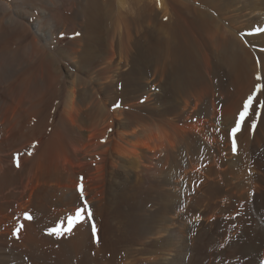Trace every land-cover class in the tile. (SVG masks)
Here are the masks:
<instances>
[{"label": "rangeland", "instance_id": "rangeland-1", "mask_svg": "<svg viewBox=\"0 0 264 264\" xmlns=\"http://www.w3.org/2000/svg\"><path fill=\"white\" fill-rule=\"evenodd\" d=\"M125 1L127 8L129 7V11L124 9L125 11L122 17H120V21L118 20L117 14L119 13L118 7L115 8V12L117 13H114L112 15L113 17L111 14L110 16L108 15L109 11L106 12V10L109 9L106 7L105 15H102L103 18H100L99 24H94L93 27L90 25L87 26L86 24H88V21L83 19L77 20V23L70 27L71 29L68 26H63L60 29H55L54 27L50 28L47 23H42V28L45 29L46 32H49L50 35V40L46 41L47 43L45 42L47 44L45 49L46 52H44L46 55L44 54V57L43 55L36 56L33 61L20 68L21 70L14 71L9 75L6 74L4 70H0V181L2 178L4 179V177H6L5 175H7L9 171L15 176L14 180L0 189V207H2L0 208V233H4L3 235L11 240H8L10 244L7 241L8 244L6 243L4 245L7 249L4 252L22 256L23 258L29 259V261L31 260L30 262L34 264H45L46 260L48 264H58L59 253L50 245L45 246L42 251L43 253L39 255H27L25 254V249H19L20 246L18 243L25 241L27 227L33 222H37V229L42 232L44 238H46V243L52 242L51 240H59V237L62 236L59 234L60 230L62 232L64 228L67 229L68 227L71 229L72 226H75L69 224L68 218L73 216L76 210L81 207L90 208L92 213L90 218L80 223L85 224L84 226L87 233L91 235L89 242L93 241V255L96 254L97 248L101 245L100 233L103 218L99 212V207H108L111 212L120 208L125 211L127 210V212L136 210L137 213L139 212L142 213L143 216L145 215L144 217H146V219L149 218V224L155 231L153 233L152 231L148 232L149 236H147L146 233L144 235V239L146 240H148L147 238L150 240V237L154 239L161 231L163 233L166 223H168L171 218L175 217L176 213H180L181 210L177 211L176 208H180L183 213L187 212L183 219L184 221H182L184 223L187 222V227H192L189 229L190 236L193 234L197 236L201 234V232L198 231L209 229V227L211 230H216V232H214L222 236L219 244H217L218 246L215 245L212 247L213 249L210 248V245L206 246L208 248V250H206L207 252L212 253L213 250H217L218 252L224 251L228 246L232 245L233 240H237L238 246L242 248V250L240 249L241 252L238 251L236 254L238 255L236 256L237 258H226L223 264H227V262L228 264H235V261L237 262L236 264H246V262L250 264V251H246V247L250 245V238L247 231L244 230L243 222L245 218L244 215H246V212L250 209L248 205L254 202L256 189L251 184V179L249 178L252 173V164L250 160L245 159L247 162L244 161L243 164L239 162V158L237 161V157L239 156L238 152L241 143L245 145L248 138H250V142H254V135L260 121L259 117H261V112L264 109V107H262V105H264V98H260L256 101V106L254 107L256 111L254 108L253 110L250 108L252 111L249 109V114L242 122L241 130L236 134L240 137L236 139V151L234 152L231 129L240 121L241 111L230 110L229 103H240L242 98L236 95V98L232 97L233 100L229 99L227 101H223L219 97H207L205 101H197L195 96L190 94L189 90L175 89L176 82L170 79L171 75H169L171 72V58L168 57L169 55L165 51H162L163 53L161 52L159 55L149 51V54L152 53L151 55L153 56L149 55L150 57L146 61H141L139 48L132 51L134 36L138 38L139 35L137 34L136 36L135 33L136 28H138V22L134 21L135 10L133 9V6L137 5L138 0ZM183 1H187V3L190 2L189 4H193L192 6L195 8L198 7L209 13L213 12L211 14H213V16L215 15V18H218H216L218 26L232 29L234 32L237 31L240 36L241 34L243 36L245 34H252V32H264V22L262 21L264 19V0H261L260 8L256 10V12L254 9L250 8L252 4L250 1L254 0ZM165 3L167 5V0H165V2L164 0H160V2L159 0H152L149 1L147 5L149 7L147 8L148 13L156 9L159 12L157 21L155 20L151 26L153 31L162 29L163 24L171 17L169 9L168 15H165L164 9L162 10ZM142 4L143 0L141 3H138V5ZM160 7L161 9H159ZM261 8L263 10H261ZM127 15L128 18L126 17ZM124 17L125 19H123ZM116 22H119L117 25L119 28L117 27L118 30L116 29L117 31L113 30ZM2 25V29L0 27V61L7 60V62H9L11 59L14 60V57L11 56L12 58L9 59V55L5 52L16 50V48L20 49L30 41L32 35L29 34L30 36L27 35L28 37L26 36L23 40H19L18 32V34L12 33L10 31L11 27L9 26L4 30V21H2ZM94 34L96 35L94 36ZM93 36L97 39L93 40ZM140 37L141 36H139V38ZM77 38L87 41L82 42L80 40V43ZM20 41H22L21 45L19 44ZM78 45L82 47H77ZM88 45L90 46L86 47ZM77 48H79V51ZM127 51L131 53L130 60L132 59L133 61L127 59V54H130L127 53ZM49 54L56 58L54 68L57 72L55 73V77L58 75L59 77H57L55 81L37 79L36 82L34 81L37 84L33 85L34 82H32L30 85V78H33V74L41 66L42 60L40 56L43 57L42 59L44 60ZM167 59H169V61ZM212 63L213 66L223 69L228 75L232 69L229 62H224L223 57L220 55V51L213 54ZM213 75L214 73H210L209 78L213 79ZM225 79H223V81L221 79L219 80L221 87L227 86L228 80L225 81ZM73 80L77 82L74 83ZM231 80H229V82ZM72 82L75 85H73ZM25 83H28L30 87L25 88V86H27ZM34 86L38 87V89L40 87V92H34ZM262 86V82L257 83L258 91L262 89ZM69 96L72 97V99H70ZM28 108L32 110H29V114L27 115L28 112L25 110ZM14 110L15 113L13 112ZM208 110L214 112L213 116H209L211 112H208ZM257 111L259 112L257 113ZM10 116L14 117V119L11 118L16 121H11L12 119H9ZM62 120H65L68 124L69 134H66V140L64 138L57 139L58 142L56 141L57 143H55V145L57 144L58 146L53 145V149H49L46 153L41 154L45 143L52 134L63 128L61 125ZM203 120L205 122H203ZM206 120L208 121L206 122ZM9 122L11 124H9ZM253 123H255V127L252 126ZM41 125L44 126V131L39 132L37 126ZM3 127L5 129L8 128L7 131ZM228 128L230 129L229 148L226 145V140L222 142L220 137V135L223 134V137L226 139ZM184 130L185 132L187 131L186 134ZM263 135L264 130L260 134V139L264 137ZM189 137H192L191 139L193 140L189 139ZM251 138L253 140H251ZM194 139H199L198 142L195 140L198 146H196L197 144L195 142H193L194 144L192 143ZM187 141L188 143L186 144ZM163 143L166 146L162 145ZM83 145H85V147ZM74 146H77L78 149L75 147L74 150ZM201 151L204 152L202 153ZM224 152H226V155ZM196 154L199 155V157ZM195 157H197V159ZM227 157H230V160ZM215 158L216 160H214ZM242 159L243 158H241V160ZM173 160H179L180 162L176 161L174 166ZM218 160H222L221 164H225L224 162H226L227 165H219L220 161L218 162ZM227 160L230 162V167L228 166ZM176 163L180 166L177 167ZM239 163L241 164L239 165ZM193 165L199 169H195ZM97 168H101L102 171L100 172L103 174L100 172V174L97 173ZM262 171L264 173V170ZM196 173L199 175L198 177L195 176L197 175ZM98 175L100 176L99 178ZM181 175L183 176L181 177ZM245 175L246 177H243ZM101 176H103V178ZM73 180L76 181L73 183L71 182ZM190 180L194 183H190ZM243 181L248 182L245 183ZM191 184L192 187H190ZM250 184L252 186H250ZM81 186L83 187V195H81L80 191ZM25 188L28 190H25ZM46 188H50V192L54 195L53 201L49 203V209L51 211L49 210L48 214L41 210V212H36V210L33 211L29 209V207L21 209V204L24 205L26 203L24 206H28L27 203H29L28 201L31 199L32 189V191H39ZM177 191L181 193H177ZM233 191L235 192L233 193ZM164 192L167 193L164 194ZM171 192L179 197L181 195V198L177 197V199L180 200H177L176 197H172L174 195H172ZM192 192L199 196L196 197L197 195ZM183 193L186 196H188V194H191L190 196H195L192 198H185ZM169 195L170 198L172 197L171 200ZM168 198L170 202L169 200L167 201ZM193 198H195L194 201L191 200ZM181 199H186L185 201L187 203L183 200L184 204ZM233 199L235 201H233ZM195 200H197V202ZM198 201L200 202L198 203ZM177 203H180V205L174 207ZM194 203L197 205V208L196 205H193ZM183 204L184 206L187 205L185 209ZM165 205L167 208L164 207ZM192 205L193 207H190ZM254 205L256 206V204ZM3 206L6 207L4 208ZM170 206L172 207L168 208ZM239 206L240 208H238ZM256 209L259 210L257 206ZM193 210L195 211L193 212ZM199 210L201 214L198 213ZM262 211L261 213L263 214L264 207ZM167 212L170 215H168ZM188 212L189 215L192 216L191 218H189ZM214 212H218V215ZM183 213L181 212L180 214L182 215ZM192 213H194L196 217ZM210 214L214 216L212 217ZM164 215L165 217L163 218ZM198 215H202V217L200 218ZM27 216H31L32 218L27 219ZM160 216L161 219H163L162 221H160ZM209 216H211L212 219H210ZM152 217L154 218L152 219ZM259 217L262 219L261 215ZM151 220L154 222H151ZM217 222L225 226V228L220 226ZM191 223L194 224L190 225ZM51 224L52 226H48ZM74 224L76 223L74 222ZM93 225L95 226V231H93ZM152 225L155 226L153 227ZM206 225L207 228H205ZM251 225L253 227L254 224ZM201 226L204 228L201 229ZM73 227L72 229L75 228ZM217 227L218 230L214 229ZM255 228L258 230L259 226H254L253 229ZM17 229H19L18 234L16 232ZM69 229L68 231L71 232ZM197 239L201 245L203 242L202 239L200 237ZM239 240L240 242L238 243ZM15 242H18L17 245ZM162 244L163 240L161 238L158 245L160 247L159 251H161L159 252L160 254L139 253L138 255L142 254L140 258L144 256L146 260L148 257L150 259L153 258L152 260H154V258L160 260L162 255ZM242 245H244L245 248L242 247ZM140 246L138 245L135 247L139 248ZM200 247L201 246L195 250L197 256H200L201 251H203ZM240 253L243 254V257ZM81 255L82 254H80V257ZM156 255H158V257H155ZM212 257L210 256L215 262L207 257L206 262L208 264H216L217 260L219 261V259L216 258L217 260H215ZM127 259L126 256L125 261ZM18 260L20 261V259ZM198 260L196 264H202L200 257ZM232 260L234 261L232 262ZM148 263L145 261V264ZM262 263L264 264V258ZM11 264H18V261L14 260Z\"/></svg>", "mask_w": 264, "mask_h": 264}, {"label": "bare ground", "instance_id": "bare-ground-1", "mask_svg": "<svg viewBox=\"0 0 264 264\" xmlns=\"http://www.w3.org/2000/svg\"><path fill=\"white\" fill-rule=\"evenodd\" d=\"M141 1L142 0H138V3H141ZM149 1H152V0H149ZM149 1L148 0H143V4L142 5H138V3H137L136 6H133V9L135 10V12H134V14H135V18L134 19L135 20L134 21L138 22V28H136V32L135 33H136V36H137V34H139V35H138V38H136L134 36V41L132 42V47H133L132 51L137 49V48H139V50H140V54L139 55L141 57V61L144 62L150 56H153V55H151L152 53L149 54V51H152L154 54H158V55L162 51H165L169 55L168 57L171 58V65H170L171 66V69H170L171 72H170L169 75H171L170 79H173L176 82V86H175L176 88L175 89H177V90L178 89H180V90H189L190 94L195 96L197 101H205L207 99V97H219L223 101H227L229 99L233 100L232 97L236 98V95H238V96H240L242 98L241 102L240 103H235V104L229 103V105H230L229 108H230V110L241 111V112L244 111L245 105L248 104V98L251 96V97H253V100H252L251 104L249 105V109L251 108L253 110V108L256 106V101L258 99H260V98H264V32H260V31H259V33H257V32L253 33L252 32V34H247V35L245 34L244 36L241 34V36H240L239 32H237V31L234 32V30H232V29L224 28L223 26H218V21L216 20L217 17L215 18L214 17L215 15L213 16V14H211L213 12L210 11L211 13H209L206 10L199 9L198 7L195 8V7L192 6L193 4L191 5V4H189L190 2L187 3V1L185 2L183 0H167V5L165 3L164 8H162V10L164 9L165 10L164 13H166L165 15H168L167 13H168V9H169L171 17H170L169 20H167V22H165L163 24L162 29H160V30L158 29L156 31L154 30L155 31L154 32L153 29H151V26H152V24L154 23L155 20L157 21L159 12H158L157 9L155 11H153V12H150V13L147 12V8H149L147 6ZM159 2H160V0H159ZM164 2H165V0H164ZM250 2L252 3V4L250 3L251 4L250 8L254 9L255 12H256V10H258L260 8L259 6H260V3L262 1L261 0H254V1H250ZM114 4H116V5H114ZM129 6H130V4H129ZM194 6H197V5H194ZM106 7H108L107 9H109V10H106V12L109 11L108 12L109 16H110V14L112 16L114 13H117V12H115V8L118 7V9H119L118 10L119 13H117L118 14V20L121 19L120 17H122L123 12L125 11L124 9H126V11H129V9H128L129 7L127 8L125 0H9V1L0 0V27H1V29H2V26H3L2 25V21H4L3 29L4 30L7 29L8 28L7 26L11 27L10 31L12 33H17V32L19 33V40L20 39L23 40L27 35L30 36L29 34L32 35L30 41L27 44L23 45L20 49L16 48V50L5 52L7 55H9V57H10L9 59H11L12 58L11 56H13L14 60L11 59V60H9V62H7V60L6 61H3V60L0 61V70H4L6 72V74L9 75V74H12L14 71H17V70L19 71V69L22 68L24 65L29 64L31 61H33L35 59L36 56H38V55L42 56L43 55V57H44V54L46 55V53H44V52H46V50H45L46 49V45H47L46 41L50 40V35H49V32H46V30L42 28V25H43L42 23H47V25H49L50 28L54 27L55 29H60L63 26H65V27L68 26L70 28V27H72L73 25H75L77 23V20H79V19L82 20L83 19V20H87L88 21V24H86L87 26L90 25L91 27H93L94 24L95 25L99 24L100 18L101 17L103 18L102 15H105V8ZM159 9H161V7ZM261 10H263V9L261 8ZM137 15H139V16H137ZM126 17L128 18V15ZM161 17H162V15H161ZM123 19H125V17ZM262 21L264 22V19ZM79 22H81V21H79ZM131 22H132V20H131ZM219 22H220V20H219ZM118 24H119V22L115 23V25L113 27V30H116V29L118 30V28H119V26H117ZM52 25H54V26H52ZM102 26H103V24H102ZM226 32H228V33H226ZM101 34H102V32H101ZM243 34H244V32H243ZM95 35L96 34H94V36ZM94 36H93L92 39L93 40L97 39ZM139 36H141V37L139 38ZM87 37H88V34H87ZM83 38H85V37H83ZM78 40H76V41H78ZM80 40H79V42H80ZM81 41L84 42V41H87V40L83 39ZM127 42H125V43H127ZM19 44L21 45L22 41H20ZM87 44H89V43H87ZM89 46L90 45H88L86 47H89ZM75 47H73V48L76 49ZM77 47H82V46L78 45ZM77 50L79 51V48H77ZM128 51H130V50H128ZM128 51H127V53H130ZM217 51H220V55L223 57L224 62H229L231 64L232 69H231L229 75L226 74L223 71V69H221L219 67H216V66H213L212 56ZM84 53H85V50H84ZM130 55H131V53L127 54V59L129 61L132 60V59L130 60V58H131ZM41 56H40V58L42 60L41 61V66L35 71V73L32 76L33 78L32 79L30 78V81L28 80L30 85H31L32 82H34V81L36 82L37 79H40V80L49 79L51 81L52 80L55 81L56 78L59 77L58 74H57L58 76L55 77L56 76L55 73L57 72L56 69L54 68V65H55V62H56L55 56L49 54V56H46L44 60L42 59L43 57H41ZM167 60L169 61V59H167ZM210 73H214V75L212 77L213 79L209 78ZM226 75H228V76H226ZM256 76H258V77H256ZM225 77H226V79H225ZM220 79L222 81H223V79H225V81L228 80L227 86L221 87L220 84H219V80ZM229 80H231L232 82L230 81L231 82L230 83ZM74 81L75 80H73V82ZM35 82L33 83V85L37 84ZM76 82H74V83H76ZM258 82L259 83L262 82V85H263L262 89L260 91H258V89H257V83ZM74 83H73V85H75ZM39 84H40V81H39ZM39 84H38V86H39ZM26 85L27 86H25V88L26 87H28V88L30 87V85H28V83ZM39 89H40V87H39ZM39 89H38V87L34 86V92H40ZM69 98L72 99V97H70V96H69ZM31 107H33V106H31ZM36 107H37V105H36ZM29 110H30L29 108L25 110L26 112H28L27 115L29 114ZM254 110H255V108H254ZM209 111L210 110H208V112ZM13 112L15 113V110ZM258 112L259 111H257V113ZM261 113H262V115H260L261 117H259L260 118L259 125H258V127L256 129V132H255V135H254V137H255L254 138V142H252V141L250 142L249 141L250 138H248V140L246 139L247 140L246 144L243 145V143H241V145L239 146V152L237 151L238 155H239L237 157V161H238V158H239L240 159L239 162L244 164L245 159L250 160V162L252 164L251 165L252 173L249 176V178L251 179V184L256 189L254 202L251 203V205L250 204L248 205L251 210L248 209L249 211L246 212V215H244L245 218L243 217L244 218V222H243L244 230L247 231V234H249V238H250V240H249L250 245L247 244L248 245L246 247L247 250L245 249L246 251H250V253H249L250 254V264H263L262 262H263V258H264V219H263L264 218V216H263L264 213L263 214L261 213V211H262V209L264 207V173L262 171V170H264V137L262 139H260L261 138L260 134L264 130V109L262 110ZM213 114H214V112L212 111L211 114H209V116H213ZM13 115H15V114H13ZM11 117L12 116L9 117L10 120L12 118L14 119V117H12V118ZM234 118H235V114H234ZM13 119L11 121L15 122L16 120H13ZM207 121L208 120H206V122ZM199 122H200V120H199ZM203 122H205V121L203 120ZM1 124H2V122H1ZM9 124H11V123L9 122ZM13 125H14V123H13ZM61 125L63 126V128L61 130L55 131V133L52 134V136L49 138V140L45 143V145H44V147H43V149L41 151V154L46 153L49 149H53L52 146L53 145L54 146L57 145V144L55 145V143L58 142L57 139H63L64 138L66 140V138H67L66 134H69V132H68L69 131L68 130V124L66 123L65 120H62L61 121ZM7 127H8V125H7ZM37 127H38V131L39 132L44 131L43 130L44 126L41 125V126H37ZM7 129H5V130L7 131ZM96 129H97V127H96ZM200 129H201V127H200ZM229 130L230 129L228 128V130L226 132V135H227L226 139H225V137H223V134H221L222 136L220 135V137L222 139V142H224L226 140V145H227L228 148H229L228 145H229V132H230ZM9 132H11V131H9ZM70 132H71V130H70ZM184 132H185V130H184ZM186 132H185V134H186ZM71 134H73V133H71ZM188 134H187V136H188ZM199 134H200V132H199ZM155 137H157V136H155ZM237 137H238V135H236V139H238L240 136L238 138ZM163 138H164V136H163ZM191 138L192 137H189V139H191ZM252 138H251V140H253ZM191 140H193V139H191ZM195 140L196 139H194V141H192V143L195 142ZM198 140L199 139H197L196 141L198 142ZM216 141H217V139H216ZM187 143H188V141L186 142V144ZM211 144H212V142H211ZM252 144H253V146H252ZM67 145H69V144H67ZM158 145H159V143H158ZM162 145H164V143ZM259 145H261V146H259ZM83 146L85 147V145H83ZM139 146H140V144H139ZM164 146H166V145H164ZM181 146H183V145H181ZM196 146H198V144ZM196 146H195V148H196ZM75 147H76V149H78L77 146H74V150H75ZM162 149H163V147H162ZM221 149H223V148H221ZM123 150H125V149H123ZM105 152H106V150H105ZM196 152H197V150H196ZM201 152L203 153L204 151H201ZM226 152H224L225 155H226ZM202 153H201V155H202ZM220 154H221V152H220ZM169 156H171V155H169ZM197 156L199 157V155H197ZM244 157H246V158H244ZM195 158L197 159V157H195ZM227 158H225V159H227ZM241 158H243V159L241 160ZM158 159H160V158H158ZM214 160H216V158ZM33 161H34V159H33ZM173 161H174L173 165L175 164L176 161L180 162L179 160H176V161L173 160ZM219 161L220 160H218V162ZM221 161L219 162V165L222 163ZM224 161H226V160H224ZM218 162H217V164H218ZM245 162H247V161H245ZM224 163L226 164V162H224ZM227 163L229 164L228 166L230 167V162L228 160H227ZM241 163H239V165ZM155 164H157V163H155ZM184 164H186V163H184ZM225 164H221V165L225 166ZM176 165H177V167L180 166L177 163H176ZM193 167H194V165H193ZM101 168H103V167H101ZM101 168H97V173L102 171ZM155 168H156V166H155ZM194 168L196 169L198 167H194ZM235 168H236V166H235ZM227 169H228V167H227ZM241 170H243V169H241ZM248 171H250V170H248ZM243 172H245V171H243ZM100 173H102V172H100ZM246 175L243 176V177H246ZM5 176L6 177H4V179L2 178V180L0 181V189L5 187V185H7V183H10V181L15 179L14 178L15 176H14V174H12L11 171H9L7 173V175H5ZM58 176H59V174H58ZM182 176L183 175H181V177ZM195 176L198 177L199 175L197 174ZM236 176H238V175H236ZM99 177L100 176L98 175V178ZM101 177L103 178V176H101ZM177 179H179V178H177ZM195 179H196V177H195ZM239 179H240V177H239ZM192 180H190V183L193 182ZM242 180H243V178H242ZM75 181L73 180L71 182L74 183ZM170 181H171V179H170ZM65 182H67V181H65ZM243 182H245V181H243ZM247 182H245V183H247ZM251 184H250V186H252ZM63 185H64V183H63ZM24 187H26V186H24ZM172 187H173V185H172ZM190 187H192V184H191ZM247 187H248V185H247ZM59 188H60V185H59ZM26 189L27 188H25V190ZM32 190H31L32 194L29 192L31 194V196H30L31 199L28 201L29 203H27L28 206H24L26 203L24 205L21 204V206H22L21 209L24 208V207H29V209H31L33 211L36 210V212H38V211L41 210V211H43V212L48 214L49 210H50L49 209V203H51L53 201V199H54V197H53L54 195L50 192V188H46V189L39 190V191H32ZM197 190H200V189H197ZM172 192H171V194H172ZM234 192L235 191H233V193ZM166 193L164 192V194H166ZM177 193H181V192L177 191ZM168 194H169V192H168ZM174 194H172V195H174ZM193 194H195V193H193ZM26 195H28V194H26ZM170 195H169V198H170ZM177 195H180V194H177ZM190 195L191 194H188V196L185 195V198L186 197H191L192 198V197H194L197 194H195L194 196L193 195L190 196ZM198 196L199 195H197L196 197H198ZM172 197H176V199H177V197H179V196L174 195ZM169 198L167 199V201L169 200ZM171 198H170V200H171ZM179 198H181V195H180ZM195 198H193L191 200L194 201ZM170 200H169V202H170ZM177 200H180V199H177ZM183 200L185 201L186 199H183ZM182 201H180V202H182ZM184 201H183V203H184ZM195 201L197 202V200H195ZM200 201H198V203ZM233 201H235V200L233 199ZM177 202H179V201H177ZM118 203H120V202H118ZM240 203H239V205L241 206ZM184 204H183V206H184ZM254 204H256V206H257V208L259 210L256 209V206ZM166 205H168V204H166ZM166 205L164 207H166ZM179 205H180V203H177V205H175L174 207H177ZM193 205H196V204L194 203ZM193 205L190 206V207H193ZM172 206H170L168 208H171ZM186 206L187 205L184 206V209H185ZM240 206L238 208H240ZM198 207H199V205H198ZM0 208H2V207H0ZM196 208H197V205H196ZM223 208H225V207H223ZM25 209H28V208H25ZM99 209H100L99 212H100V214H101V216L103 218V223L101 222L102 223V225H101V233H100L101 245L99 246V248L96 247L97 251H96L95 255H93V241L89 242V239H90L91 235L87 233V231L85 229V226H84L85 225L84 223H76V224H74V222L71 223V226L75 225L74 226L75 228L72 226L74 229H72V227H71V229H70L71 232L68 231V229H69L68 227H67V229L64 228L62 232H61V230H60V233L58 232L60 235H62V236H60L58 234L60 236L59 240H56V241L51 240L52 242L46 243V241H45L46 238H44L42 232H40L37 229V224H36L37 222H35V223L33 222V223H30L28 225V227H27L28 229L26 228L27 229V232H26L27 234H26L25 241L20 242V243H18L19 242L18 241V242H15V244L17 245V243H18V245L20 246L19 249L20 248L21 249H25V252H26L25 254H27V255H29V254L30 255L31 254L32 255H34V254H36V255L38 254L39 255V254L43 253L42 251H43V248L45 246L50 245L51 247H53L59 253V262L57 261L58 264H145V261L147 263L150 261L148 264H196L199 261L198 260L199 257L201 258L202 264H208L206 262V258L207 257L210 258V256L211 257L214 256L212 258H214L215 260L219 259V261L217 260L216 264H223V262H224V260L226 258L227 259H229V258H232V259L237 258L236 256H238V255H236V254L238 253V251H240V249L242 250V248L238 246V244L236 242L237 240H235V241L233 240L232 245L228 246V248H226L224 251L218 252L217 250H213L212 253L207 252L206 250H208V248L206 246L210 245V248H212L215 245L219 244L220 238L222 236L220 234H218V233H215L216 230H213V229L211 230L210 227H209V229H203L204 227H202V226H201V229H203V230L202 231H198V232H201V234H198L196 236V235H194L192 233L193 235L190 236L189 235V233H190L189 229L192 228V227H187V222H185L186 224L183 222L184 221L183 219L185 218V214L187 212L183 213L182 209H180V208L179 209L176 208V210L177 211L181 210L180 213L182 212L183 214L182 215L180 213L178 214V213H176L177 211L175 210L176 211L175 212L176 213L175 217H173V218L170 217L171 220H169V222L166 223L165 231H164L165 233L164 232L162 233V231H161L154 239L150 237V240L147 237L146 238L148 240L144 239L145 238L144 235L147 233L146 235L149 236L148 232L152 231V233H153L155 231H154V229L151 228V225L149 224V222H150L149 218L146 219V217H144L145 215L143 216L142 213H139V212L137 213L136 210L135 211L132 210V211L127 212V210L125 211V210H123L121 208L120 209H115V211L111 212L109 210V208L105 207V206H101V207H99ZM187 209H189V208H187ZM233 209H235V208H233ZM172 210H173V208H172ZM159 211H160V209H159ZM186 211H189V210H186ZM191 211H192V208H191ZM194 211L195 210H193V212ZM220 211H222V210H220ZM5 212H6V209H5ZM53 212H55V211H53ZM223 212H225V211H223ZM198 213H200V210H199ZM214 213H216V212H214ZM167 214H168V212H167ZM167 214H166V216H167ZM192 214L194 215V213H192ZM152 215H154V214H152ZM168 215H170V214H168ZM260 215H261L262 219H260V217H259ZM188 216H190L189 212H188ZM198 216H200V215H198ZM211 216H209L210 219H212ZM164 217H165V215L163 216V218ZM191 217L192 216H190L189 218H191ZM201 217H202V215L200 216V218ZM215 217H217V216H215ZM153 218L154 217H152V219ZM168 218H169V216H168ZM203 218H205V217H203ZM160 219H161V216H160ZM162 220L163 219H161L160 221H162ZM52 221H54V220H52ZM157 221H159V220H157ZM188 221L190 223L189 219H188ZM198 221H200V220H198ZM204 221H205V219H204ZM208 221H209V219H208ZM212 221H214V220H212ZM29 222H31V221H29ZM151 222H154V221L151 220ZM224 222H223V224H224ZM197 223H199V222H197ZM210 223H212V222H210ZM69 224H70V222H69ZM193 224L194 223H191L190 225H193ZM218 224L220 225V223H218ZM249 224L250 225L254 224L253 227L254 226L255 227L259 226V229L258 230H256V228L253 229L252 225L250 226ZM157 225H159V224H157ZM48 226H52V224L48 225ZM220 226H222V225H220ZM222 227L225 228V226H222ZM250 227H252V228H250ZM205 228H207V225L205 226ZM214 229L218 230V227L214 228ZM227 231H228V229H227ZM235 231H236V229H235ZM203 232H205V233H203ZM61 233H63V234H61ZM236 233H238V232H236ZM3 234L0 233V264H11L14 260L18 261V264H34L33 262H30L31 260L29 261V259L23 258L22 256H18V255H15L14 253H10V252L9 253L4 252L5 250H7L4 245L10 239L6 238V236H4ZM199 237L203 241L201 245L199 244L198 239H197ZM240 237H242V236H240ZM161 238L163 240V244L161 245L162 246V248H161L162 255H161V259L160 260L158 258H154V260H152L153 258L150 259L149 257L146 260L144 256H143V258H140V255L142 256L143 253H145V254L146 253H153L154 254V253L161 252V251H159L160 247L158 246L159 245V240ZM247 240H248V237H247ZM239 242H240V240L238 241V243ZM8 243H9V241H8ZM13 244H14V242H13ZM138 245L139 246L141 245V246L139 248L138 247L136 248L135 246H138ZM244 245H242V247H244ZM199 246H201L200 248H202L203 251H201V255L200 256H197L196 253H195V250L198 249ZM106 249H107V251H106ZM214 251H217V252H214ZM139 253H142V254L138 255ZM80 254H82L81 257H80ZM124 256L125 257L127 256V258H128L126 261H125V257ZM241 256L243 257V254H241ZM25 257H26V255H25ZM155 257H158V255H156ZM239 257H238V259H239ZM129 258H131V259H129ZM159 258H160V256H159ZM18 259H20V261ZM31 259H32V257H31ZM211 260H213V259H211ZM241 260H243V259H241ZM233 261L234 260H232V262ZM236 263L237 262L235 261V264ZM45 264H48L47 260L45 261ZM211 264H213V263H211ZM227 264H228V262H227ZM246 264H247V262H246Z\"/></svg>", "mask_w": 264, "mask_h": 264}, {"label": "snow or ice", "instance_id": "snow-or-ice-1", "mask_svg": "<svg viewBox=\"0 0 264 264\" xmlns=\"http://www.w3.org/2000/svg\"><path fill=\"white\" fill-rule=\"evenodd\" d=\"M252 100H253V97L250 96L248 98V104L245 105L244 111L240 113V121H238L235 124V127L231 129L233 151L234 152L236 151V134L241 130L242 122L244 121L245 117L248 114L249 105L251 104ZM262 107H264V105H262ZM252 126L255 127V123H253ZM80 191H81V195H83V187L82 186H81ZM91 215H92V213H91L90 208L81 207V208H78L76 210L75 214L73 216H70L68 219H69L70 224L73 222L80 223V222L85 221V219L90 218ZM31 218H32L31 216H27V219H31ZM21 227H22V225H21ZM92 227H93V231H95V226L93 225ZM16 232L18 234L19 229H17Z\"/></svg>", "mask_w": 264, "mask_h": 264}]
</instances>
